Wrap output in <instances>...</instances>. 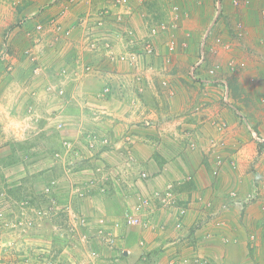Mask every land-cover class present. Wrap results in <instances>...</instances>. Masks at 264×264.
Listing matches in <instances>:
<instances>
[{
    "label": "rangeland",
    "instance_id": "374dc122",
    "mask_svg": "<svg viewBox=\"0 0 264 264\" xmlns=\"http://www.w3.org/2000/svg\"><path fill=\"white\" fill-rule=\"evenodd\" d=\"M54 1L0 0V264H43L44 256L157 264L144 240L128 246L112 220L84 214L96 206L90 196L118 179L123 220L142 216L158 154L173 158L172 167L193 154L216 177L243 169L248 199L264 196V139L255 137L249 161L233 157L236 141L225 140L242 133L246 147L264 133L254 123L264 117V95L248 71L264 0ZM54 16L59 28L49 23ZM84 35L86 44L97 41L94 51L79 47ZM222 106L243 129L223 118ZM230 196L239 201L236 191ZM262 222L247 235L256 264H264Z\"/></svg>",
    "mask_w": 264,
    "mask_h": 264
},
{
    "label": "crops",
    "instance_id": "0c3cea01",
    "mask_svg": "<svg viewBox=\"0 0 264 264\" xmlns=\"http://www.w3.org/2000/svg\"><path fill=\"white\" fill-rule=\"evenodd\" d=\"M59 7L60 11L67 15L76 11ZM262 10L264 4L259 7V11ZM87 21L88 19L84 24L77 23L78 28L90 25ZM84 28L81 29L82 34L85 33ZM252 36L254 39L251 41L253 48L250 55L253 62L250 63L251 69L248 71L259 80V94L264 95V22L255 25ZM81 40V50L90 49L86 48L88 38L85 35ZM95 49L96 47L90 50ZM66 64L71 63L67 61ZM80 87L77 86V89ZM227 111L223 106L220 107L221 115L233 125L234 130L243 129V123L237 118L229 120ZM254 123L263 128L264 117L254 120ZM259 133L254 132V138H248L246 147L241 142L246 141L245 134L236 133L237 137L230 135L229 138L227 133L225 140L233 139L238 148L237 153L232 154L233 157L249 161V157L257 155L258 143L255 137L258 140L264 139V133L261 130ZM192 155H178L183 163L176 167L170 165L173 158L165 154L155 156L158 158V162H155L157 175L144 185L147 191L145 199L143 198L146 205L137 209L142 215L139 216L141 222L136 224L138 227L125 226L120 215L124 212L122 210L126 202L119 192L122 186L119 182L117 184V177L114 185L110 183L105 193L90 196L89 201H94L93 205L96 206L90 212L86 210L84 216H93L100 222L105 218L112 220V232L125 234V241L128 240L125 244L128 246L133 239L144 240L143 248H149L148 251L156 249L157 264H246L250 259V262L256 264V256L249 255L247 235L251 230L257 229L264 220V196L254 200L248 199L251 192L250 174L246 175L243 169L232 170L226 167L216 177L210 167L207 169L206 164H199V160ZM117 167L114 164L113 170L116 171ZM232 191L237 192L236 199L240 200L239 203L231 198ZM126 193H129L125 194L126 196H131L130 191ZM112 202H115L113 208ZM181 209L186 210L185 215L180 214ZM115 219L123 220L125 227L115 225ZM131 226L134 229L133 234L129 233ZM230 255L236 256L237 259H230Z\"/></svg>",
    "mask_w": 264,
    "mask_h": 264
},
{
    "label": "built area",
    "instance_id": "2783aa9c",
    "mask_svg": "<svg viewBox=\"0 0 264 264\" xmlns=\"http://www.w3.org/2000/svg\"><path fill=\"white\" fill-rule=\"evenodd\" d=\"M59 1H64V0H55L53 3H54V5L53 6H55L57 3H59ZM75 1H79V0H75ZM218 6L220 7V3H221V1L220 0H218ZM24 21H25V19H24ZM25 22H23V24H24ZM53 27H55V28H59L60 26H59V23H58V21H57V19H56V17L54 16V17H52L51 18V20H50V22H49ZM44 26H43V24H38V26H37V28L38 29H41V28H43ZM68 33H70V31L68 30L67 31ZM97 41H93V43L92 44H88V46L86 47V48H89L90 47V49H94L96 46H97ZM110 44L109 43H107V46H109ZM204 51L202 50V57L199 59V63H201L202 61H203V58H204ZM88 69H89V67H88ZM226 92H225V97H226ZM221 127H224L225 126V124H224V126H223V124L222 125H220ZM146 174H144V176H145ZM234 199V198H233ZM240 201V200H239ZM236 203H239L237 200L235 201ZM241 203V202H240ZM125 220H124V223L126 224V225H136V224H139L140 222H141V220H140V217L139 216H125V218H124ZM263 235H264V221L262 222V224H261V228H260V230H259ZM252 236V238L253 239H255L256 238V235L255 234H252L251 235ZM46 252V251H45ZM43 264H57L55 261H53L49 256H44L43 257Z\"/></svg>",
    "mask_w": 264,
    "mask_h": 264
}]
</instances>
